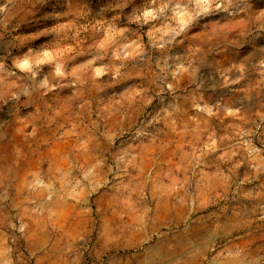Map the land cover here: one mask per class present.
<instances>
[{"label":"rangeland","instance_id":"1","mask_svg":"<svg viewBox=\"0 0 264 264\" xmlns=\"http://www.w3.org/2000/svg\"><path fill=\"white\" fill-rule=\"evenodd\" d=\"M0 264H264V0H0Z\"/></svg>","mask_w":264,"mask_h":264}]
</instances>
